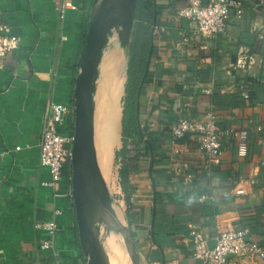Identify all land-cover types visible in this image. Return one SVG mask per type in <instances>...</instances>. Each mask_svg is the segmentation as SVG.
<instances>
[{"label": "crops", "instance_id": "obj_1", "mask_svg": "<svg viewBox=\"0 0 264 264\" xmlns=\"http://www.w3.org/2000/svg\"><path fill=\"white\" fill-rule=\"evenodd\" d=\"M59 1L0 0V20L20 39L0 68V153L21 146L0 160V264H87L77 237L68 167L53 188L47 184L48 168L39 162L46 101L74 106L83 30L95 5V0H77L78 9L67 10L61 23ZM239 1L242 14L230 12L226 34L179 44L181 33L193 29L192 22L175 14L185 0H153L154 57L147 66L149 83L138 98L141 126L146 124L158 144L129 173L132 205L129 218L125 215L140 264H202L191 256L190 226L200 229L209 245L219 228L247 226L251 239L264 245V9L255 7L257 0ZM242 55L249 58L239 66ZM184 102L199 116L212 109L220 128H245L247 154L237 155L235 140L226 133L220 159L211 166L190 135L172 143L170 127ZM120 146L118 138L108 154L112 177L114 150ZM238 187L242 194L235 193ZM53 208L62 212L53 239L56 253L40 250L44 234L33 227ZM229 264H264V259L230 256Z\"/></svg>", "mask_w": 264, "mask_h": 264}, {"label": "built area", "instance_id": "obj_2", "mask_svg": "<svg viewBox=\"0 0 264 264\" xmlns=\"http://www.w3.org/2000/svg\"><path fill=\"white\" fill-rule=\"evenodd\" d=\"M256 8L264 9V0H257ZM58 16L61 23L65 19L67 10H77L78 5L74 0H60ZM239 17L242 14V5L239 0H185L184 5L177 8L175 14L185 21L193 23L190 33H181L179 44H187L191 40L204 38H215L220 34L227 33V19L230 12ZM60 38L66 39L64 32ZM262 38V36H261ZM20 44L19 37L11 32V27L5 21L0 20V68L7 53L15 51ZM247 55H242L238 60L239 66H244ZM204 93H211L210 88H205ZM247 97L246 93H243ZM74 106L54 99H48L45 104L42 125L39 133L38 151L40 164L48 168L50 180L47 184L57 188L58 182L63 175V168L68 167L67 179L71 182V146L73 134L71 132L61 133V125L68 118L73 120ZM226 133L234 138L236 154L245 156L248 150V135L245 128L232 129L220 128L215 121V113L207 109L199 116L193 111L189 102H184L182 114L170 127L172 143L179 138L190 135L196 148L205 157L207 165L217 164L222 153L221 136ZM261 140L258 139L257 143ZM17 145L0 153V160L4 159L5 153L19 150ZM187 167V164L184 163ZM236 194H242L243 188H235ZM204 196H201L203 198ZM130 201L132 196L130 194ZM61 209L53 208L51 215L34 222L33 227L40 230L44 236L39 243L40 250L55 252L53 239L56 235ZM249 228L225 226L218 229L213 245H209L207 239L200 229L190 226L188 231L191 242V256L202 264H229V257H250L264 259V245L251 239ZM53 264H61L55 260Z\"/></svg>", "mask_w": 264, "mask_h": 264}, {"label": "water", "instance_id": "obj_3", "mask_svg": "<svg viewBox=\"0 0 264 264\" xmlns=\"http://www.w3.org/2000/svg\"><path fill=\"white\" fill-rule=\"evenodd\" d=\"M137 0H99L88 20L85 39L79 59V71L74 84L73 140L71 146V193L77 227V237L87 264H104L93 232L92 201L97 193L99 175L92 135V84L101 38L112 25L133 24ZM96 3V0H95ZM131 27V25H130ZM155 27V8L151 24L149 54L152 52V33ZM132 29V28H131ZM131 33V32H130ZM129 34V33H128ZM129 46L127 48V59ZM147 66L144 76L147 72ZM139 98L136 100L135 118L139 122ZM139 132L140 129H139ZM133 264H138L136 250L127 227Z\"/></svg>", "mask_w": 264, "mask_h": 264}, {"label": "bare ground", "instance_id": "obj_4", "mask_svg": "<svg viewBox=\"0 0 264 264\" xmlns=\"http://www.w3.org/2000/svg\"><path fill=\"white\" fill-rule=\"evenodd\" d=\"M130 25L131 19L125 23L112 25L105 31L101 42L103 38L115 36V39L108 55L97 58L92 84V135L99 172L96 182L97 193L93 195L92 201V228L104 264H128L125 242L130 251V242L123 221H119L122 219V212L112 203L113 201H110L111 196L106 192V185L101 176L104 174L108 189L114 190L115 181L110 173L108 154L119 137V97L124 80L123 70Z\"/></svg>", "mask_w": 264, "mask_h": 264}, {"label": "trees", "instance_id": "obj_5", "mask_svg": "<svg viewBox=\"0 0 264 264\" xmlns=\"http://www.w3.org/2000/svg\"><path fill=\"white\" fill-rule=\"evenodd\" d=\"M77 2V0H74ZM91 4V3H90ZM153 0H137L134 13V20L130 33L129 53L126 68V81L124 85V97L121 111L120 140L121 146L114 150V160L120 165L117 169L118 183L123 191L125 202V215L129 218L131 201L130 194L132 187L129 182V173L139 168V159L142 155L147 156L149 151H155L158 144L148 132L146 124L141 126V120L137 122L136 100L138 95L149 83V70L144 76L146 65L150 68L154 52L149 54V44L151 37V23L153 20ZM87 25L83 30V35L87 30ZM264 72V70H262ZM139 114L142 112L139 103ZM139 129L141 132H139ZM73 130V120L68 122L67 127H60L61 133ZM143 143V147L139 143ZM142 149V150H141ZM134 151V152H133Z\"/></svg>", "mask_w": 264, "mask_h": 264}, {"label": "rangeland", "instance_id": "obj_6", "mask_svg": "<svg viewBox=\"0 0 264 264\" xmlns=\"http://www.w3.org/2000/svg\"><path fill=\"white\" fill-rule=\"evenodd\" d=\"M99 4V0H96V3L94 5V7L96 8L97 5ZM133 22V21H132ZM131 28H132V24H131V27H130V30H129V34H128V37H127V48L129 46V40H130V32H131ZM115 39V36L112 37V38H103L102 42L100 43V47H99V55L97 58H100L102 56H105V55H108V52L110 50H112V44H113V41ZM107 52V53H105ZM127 57L125 59V64H124V70H123V74H124V80H123V85H122V93L119 97V105H120V118H121V111H122V105H123V97L125 95L124 93V85H125V81H126V66H127ZM120 128H121V123H120ZM120 138V134H119V137ZM116 144V143H115ZM119 167V163L116 162L113 158V175L115 177V186H114V190L111 194V201H113L112 203L116 206V207H119L120 211L122 212V216H123V225L125 227V230L127 231V222H126V219H125V204L123 202V200L121 199V191H120V186H119V183H118V175H117V169ZM125 241V239H124ZM125 252H126V255L128 257V264H133L132 262V259H131V252L129 251V248H128V245L127 243L125 242ZM138 264H140L138 262Z\"/></svg>", "mask_w": 264, "mask_h": 264}]
</instances>
